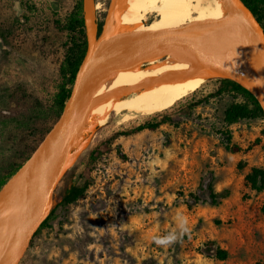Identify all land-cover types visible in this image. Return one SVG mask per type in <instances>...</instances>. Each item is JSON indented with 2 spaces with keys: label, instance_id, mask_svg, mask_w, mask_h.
Segmentation results:
<instances>
[{
  "label": "rangeland",
  "instance_id": "374dc122",
  "mask_svg": "<svg viewBox=\"0 0 264 264\" xmlns=\"http://www.w3.org/2000/svg\"><path fill=\"white\" fill-rule=\"evenodd\" d=\"M123 1L96 0L100 31L117 24ZM78 2L84 19V0H0V174L21 162L22 130L13 120L35 97H51L61 58L55 28ZM221 78L151 114L113 113L105 125L93 118L54 205L72 185L87 183L84 194L59 206L17 264H264V188L247 180L254 168L264 170V118L226 124L225 109L246 96ZM155 120L156 129L117 133ZM104 146L109 150L96 157ZM180 216L189 228L182 236ZM173 231L176 243L154 242Z\"/></svg>",
  "mask_w": 264,
  "mask_h": 264
},
{
  "label": "bare ground",
  "instance_id": "6f19581e",
  "mask_svg": "<svg viewBox=\"0 0 264 264\" xmlns=\"http://www.w3.org/2000/svg\"><path fill=\"white\" fill-rule=\"evenodd\" d=\"M120 7L117 24L106 26L94 41L92 65L108 56L126 60L135 46L158 31L183 28L195 21L212 24L241 14L234 0H124ZM146 18L150 22L142 25ZM187 37L203 45L212 65L236 73L264 99V47L250 25L192 29ZM216 76L198 47L172 36L154 45L150 58L135 66L115 65L87 77L79 103L83 109L77 111L62 169L75 159L93 118L105 125L113 113L127 119L135 112L166 109ZM63 133L64 128L52 130L0 190V264L8 262L23 238L29 214L45 197V171Z\"/></svg>",
  "mask_w": 264,
  "mask_h": 264
},
{
  "label": "trees",
  "instance_id": "16d2710c",
  "mask_svg": "<svg viewBox=\"0 0 264 264\" xmlns=\"http://www.w3.org/2000/svg\"><path fill=\"white\" fill-rule=\"evenodd\" d=\"M248 7L253 11L258 20L263 26V10H264V0H243ZM79 10L73 12L67 19V22L63 26H59L55 29L60 31V60L59 57L56 60L58 62V74L56 80L52 84V94L51 97L42 96L41 98H34V102L30 103L28 106L27 113L25 110L20 111L19 118L14 119L16 121L17 128L22 130V138L18 145L17 152L21 159V162L17 164L12 163V167L4 174H0V190L6 184L9 178L15 174V172L24 164V162L29 159L33 151L42 142L44 137L50 131L53 123L59 118L62 110L64 108L65 102L68 99L71 88L68 84H73L76 72L83 60V57L87 49V39H86V29L84 24V19L81 11V2H78ZM59 22V21H58ZM264 28V26H263ZM99 27V33H100ZM59 51V50H58ZM57 54V53H56ZM220 81L225 82V88H235L238 91H242L245 94V101L233 102L224 111V121L226 124H233L241 119L262 117L264 118V110L261 106L258 98L252 94L248 89L241 86L240 84L226 78H221ZM203 101V100H201ZM201 101H196L194 103L197 106ZM7 123V122H6ZM160 125V122L147 121L134 129L127 132H117L130 134L132 132H138L142 129H156ZM32 137H34L32 139ZM227 138L231 139L230 134ZM97 149V151H96ZM94 151L96 157L103 151H108L109 148L104 146L103 148H96ZM231 149H234L231 147ZM17 156V153H14ZM12 160V159H11ZM6 170V168L2 169ZM247 180L250 182L251 186L257 190L264 188V170L254 168L252 173L247 176ZM87 183L84 185H72L67 188L63 194L57 198L56 204L50 215L44 220V222L39 227L42 228L56 213L59 206L76 201L80 196H82L86 190ZM264 209V207H263ZM39 229L36 231L38 232ZM209 247L215 249L218 257L224 259L227 257V251L213 245L209 244Z\"/></svg>",
  "mask_w": 264,
  "mask_h": 264
},
{
  "label": "water",
  "instance_id": "95a60500",
  "mask_svg": "<svg viewBox=\"0 0 264 264\" xmlns=\"http://www.w3.org/2000/svg\"><path fill=\"white\" fill-rule=\"evenodd\" d=\"M234 3L241 10V14L238 16L223 19L212 24L195 21L183 28L158 31L149 36V38H147L141 44L135 46V48H133V50L129 54V57L126 60H123L119 57L108 56L100 60L97 64L92 65L94 62V41L99 35L96 14V0H84L83 8L87 39L86 53L76 72L74 83L71 88V93L65 102L62 113L60 114L55 126L48 132L49 134L52 130H55L56 128H64V133L61 141L52 151L47 164L44 177V184L46 188L45 197L42 202H40L36 206V208L29 214L26 220V227L24 230L23 238L15 247L13 254L10 256L6 264L18 263L23 253L27 249L32 237L39 229L41 224L44 222V220L50 215L53 209L55 191L66 170L62 169V166L65 156L67 154V149L73 132L76 114L81 100L82 82L92 74L104 71L105 69L115 65L123 67L135 66L150 58L151 49L154 45L158 43H164L172 36H176L179 40L183 41L187 45L198 47L200 49L201 56L207 66L211 68L213 72L218 74L219 77L228 78L245 87L252 94H254L260 101L261 106L264 110V99H262L259 95L256 94L257 89L252 88L246 83H244L236 73L212 65L208 60V54L203 45L195 41H191L187 37L188 31L192 29L212 30L229 23H245L250 25L255 30L257 36L261 40L262 45L264 47V28L256 17V15L243 0H234ZM262 85L264 90V80L262 82ZM89 128H91V126H89ZM46 136L44 137L42 142L45 140Z\"/></svg>",
  "mask_w": 264,
  "mask_h": 264
},
{
  "label": "clouds",
  "instance_id": "9594fccd",
  "mask_svg": "<svg viewBox=\"0 0 264 264\" xmlns=\"http://www.w3.org/2000/svg\"><path fill=\"white\" fill-rule=\"evenodd\" d=\"M178 227L180 229V236L189 231L188 220L186 217L180 216L178 218ZM180 236H178L177 233L173 231L163 236H155L153 237V240L157 245L167 247L171 244L176 243Z\"/></svg>",
  "mask_w": 264,
  "mask_h": 264
}]
</instances>
